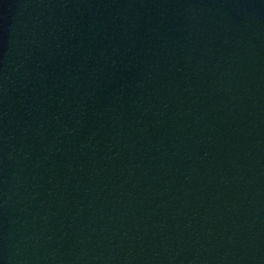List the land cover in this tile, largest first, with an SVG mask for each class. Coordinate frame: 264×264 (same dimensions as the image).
<instances>
[{"label": "water", "instance_id": "1", "mask_svg": "<svg viewBox=\"0 0 264 264\" xmlns=\"http://www.w3.org/2000/svg\"><path fill=\"white\" fill-rule=\"evenodd\" d=\"M0 264H264V0H0Z\"/></svg>", "mask_w": 264, "mask_h": 264}]
</instances>
